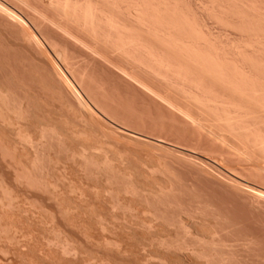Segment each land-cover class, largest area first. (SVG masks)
Wrapping results in <instances>:
<instances>
[{
  "label": "rangeland",
  "instance_id": "374dc122",
  "mask_svg": "<svg viewBox=\"0 0 264 264\" xmlns=\"http://www.w3.org/2000/svg\"><path fill=\"white\" fill-rule=\"evenodd\" d=\"M90 1L132 30L146 26L124 16L122 0L118 11ZM146 2L147 31L160 32L136 31L146 51L134 61L104 26L91 31L50 0H0V264H264V151L194 102L197 85L151 68L166 50L165 63L196 71L201 47L229 76L264 84V0ZM58 53L90 108L56 70ZM201 76L205 96L216 85L214 99L244 105Z\"/></svg>",
  "mask_w": 264,
  "mask_h": 264
},
{
  "label": "bare ground",
  "instance_id": "6f19581e",
  "mask_svg": "<svg viewBox=\"0 0 264 264\" xmlns=\"http://www.w3.org/2000/svg\"><path fill=\"white\" fill-rule=\"evenodd\" d=\"M61 1V0H60ZM83 1V0H82ZM81 0H62V2H59V0H57V1H54V0H50V3H51V5H53L55 8H58V10H60L66 17H69V18H71V19H73L74 21H76L77 23H81L82 22V24L84 25V26H86L87 28H90L91 29V31L92 30H99L102 26H104L106 29H107V33H105V35L107 36L108 35V39H109V37L111 38V39H114V43H111L110 41V43L113 45V44H115V46H116V49L118 50V51H120V52H122L123 53V55L125 54V55H127L126 57H130V59H136V56L137 55H133V54H136V52H140L141 54H144V52L146 51V48H145V42H146V38H144L143 36H139L140 34H138L137 32H141V34L142 35H145L146 34V31L149 29V27H146L147 26V24H145V23H148L149 22V18L151 19V17H149V15H147L146 13H148L149 12V8L150 7H152V6H150V5H148V3L146 4L145 3V0H135V3H133L132 5L134 6V5H136V7L135 8H133V6L131 5V1L132 2H134V0H122V3H123V1L125 2V3H121V1H119L118 3L120 4V6H121V4L123 5V6H126V5H128L127 6V9H126V14L124 15L125 17H126V15H127V17H128V19H129V17L131 18L130 20H135L136 21V24H137V26H138V24H139V26H141V29H142V27L143 26H145L146 27V30H144V28L142 29V31L144 32L145 31V34H143L142 33V31H137L138 29H136V30H132V29H130V27H128V23H126V25H127V27L125 26V24L123 23V21L122 20H120L119 18H113L114 16L115 17H117L115 14H114V16H113V12L111 13L112 15L111 16H113V17H111L109 14H110V12L107 14V12L108 11H106V13L103 11V9H106V7L104 8V6H100V7H102V8H100L98 5H96V4H93L92 3V1H90V0H85V1H83L82 2ZM137 1V2H136ZM143 1H144V3H145V6H144V4H143ZM152 1V0H151ZM105 2H107V1H103V3H105ZM117 2V0H113V3L111 2V5H110V3L108 2L106 5H110V8H112L113 9V11L115 10H117L118 11V6H119V4H117L116 3ZM149 2V1H148ZM127 3V4H126ZM138 3V4H137ZM164 3V2H163ZM114 4H116V5H118L117 7H116V5H114ZM125 4V5H124ZM105 5V6H106ZM115 6V7H111V6ZM131 5V6H130ZM150 6L149 8H148V6ZM160 6H158V7H155V6H153L154 8H156L155 9V14L157 13V12H159L160 14L161 13H163L162 11H164V10H162V9H159L160 7H161V5L162 4H159ZM174 5V4H173ZM146 7V9H144ZM108 8H109V6H108ZM124 9H125V7H124ZM159 9V10H158ZM120 10V9H119ZM152 10V9H151ZM162 10V11H161ZM144 11H146V13H144ZM148 11V12H147ZM161 11V12H160ZM115 13V12H114ZM120 15H122L121 14V12L119 11L118 12ZM152 13V12H151ZM159 13H157L156 15L154 14V18H156V16L157 17H159L160 18V16H158L159 15ZM107 14V15H106ZM148 16V18L146 17V15ZM149 14V13H148ZM163 15V14H162ZM161 15V16H162ZM187 17V16H186ZM161 18H163V17H161ZM161 18L159 19V21H158V18L157 19H155L156 20V22L158 21L159 22V24H161V22H160V20H161ZM190 18V17H189ZM117 19V21H119V22H117V21H115ZM148 19V22H146V20ZM193 20H191V22H192ZM121 22H122V24H121ZM156 22H153V24H156ZM132 23V22H131ZM130 23V24H131ZM133 23H134V21H133ZM124 24V25H123ZM132 25V24H131ZM148 25H149V23H148ZM158 25V24H157ZM156 25V26H157ZM154 26V25H153ZM155 26V27H156ZM155 27H153V28H155ZM160 27V26H159ZM131 28H133V26L131 27ZM134 28H136V27H134ZM139 28V30H140V27H138ZM148 28V29H147ZM152 27L150 28V32L149 31H147V34H148V36H150L149 35V33L151 34V32H153V31H151L152 29H153ZM161 28V27H160ZM132 30V31H131ZM154 30V29H153ZM158 30V32H160L159 31V29H157ZM157 30H156V28H155V31L157 32ZM137 31V32H136ZM201 31V30H200ZM149 32V33H148ZM158 32H157V35L156 36H158ZM196 32V31H195ZM155 33V32H154ZM154 33H152V34H154ZM197 33V32H196ZM138 34V35H137ZM163 34H165V33H163ZM169 34V33H168ZM138 36V38L141 40V38L143 37L144 38V40L142 39L141 41H144V42H139L140 40H137V36ZM105 36V37H106ZM154 36V35H153ZM162 36V37H161ZM171 36V35H170ZM146 37V36H145ZM159 37H161V39H159L158 40V43L161 45V43H162V45H161V47L163 46L164 48H162V49H166L167 47H169L170 46V44H169V46H167V44H165L167 41H165L164 40V42H163V35H161V33H159ZM173 37H175V36H173ZM107 38V37H106ZM154 38L156 39V37L154 36ZM153 37H152V39H154ZM190 38V37H189ZM201 38H202V36H201ZM165 39V38H164ZM166 39H169V38H166ZM174 39V38H173ZM173 39H171V41L173 40ZM177 39V38H176ZM208 40H209V38H208ZM35 41L37 42V44L39 45L40 43H39V41L38 40H36L35 39ZM111 41H113V40H111ZM175 41V40H174ZM177 41H178V39H177ZM182 41V40H181ZM161 42V43H160ZM170 42V41H169ZM187 42V41H186ZM209 42V41H208ZM151 43V42H150ZM172 43H173V41H172ZM177 43V42H176ZM176 43H174V45H176ZM185 43V42H184ZM207 43V42H206ZM213 43V42H212ZM177 44H180V41H179V43H177ZM186 44V43H185ZM185 44H183L182 45V42H181V45L182 46H184L185 47ZM173 45V46H174ZM180 45V46H181ZM249 45V44H248ZM252 45V44H251ZM115 46H113V47H115ZM171 46H172V44H171ZM247 46V45H246ZM160 47V46H159ZM176 47V46H175ZM184 47H180L181 49H183ZM206 47V46H205ZM251 47V46H250ZM253 47V46H252ZM170 48V47H169ZM169 48H167V49H169ZM177 48H179L178 46H177ZM200 48V50L199 51H201L202 50V48L201 47H199ZM192 49V48H191ZM239 49V48H238ZM254 49V48H253ZM258 49H259V47H258ZM170 50V49H169ZM172 50H173V48H172ZM176 50H178V49H176ZM193 50V49H192ZM208 50V49H207ZM220 50V49H219ZM225 50V49H224ZM241 50V49H240ZM162 51V50H161ZM160 51V53H159V55L158 54H156V53H154V52H152L151 51V53H150V57L153 55V53L155 54V56L156 55H158L159 57H151L152 58V61H153V64L151 65V63H149L150 65H151V68H152V66H154L155 65V67L157 68V69H159V71H158V73L157 74H159V72H160V70H161V73H162V71H164L163 73L165 74L166 73V71H168V72H170L171 74L170 75H174V77L176 76V78L177 77H179V78H177V79H180L181 81L183 80V82H184V84H187V85H189V86H191V85H193L192 87H194V84L195 85H197L196 87H198L197 88V90H196V87H195V91H196V93L195 94H192L191 92H190V94H189V92L188 93H186V95L185 96H188V98H192V96L193 95H195L196 96V94H197V92H198V90L200 89V91L202 92V90H203V93H201V92H198V93H200V94H197V95H201V94H205L204 92H206V88L204 87V85L202 84L203 82H205L206 80L205 79H203V78H205L206 76V78H210L209 80H213V84H212V86L214 85V83L216 84V82H217V85H219V83H220V85L222 84V86L221 87H223V88H228V89H230V92H233V94L235 93V94H237L238 96H240V98H243V100L245 99L248 103V105L246 106L245 105V103H246V101L244 102V105L246 106H244L243 104H238V103H232V102H234V101H226V100H224V98L223 97H221L220 99H219V97H217L218 99H214L216 96H215V94L216 93H213L212 91H211V89H213L215 86H213V87H211V89H210V85L208 86L209 88L208 89H210L209 91H207V92H210V93H208L207 94V96H203V98H201L202 97V95L198 98L197 96L196 97H193L194 98V102H198V104H202L201 106L203 107V105H208V106H206V107H210V108H208V109H210V110H215L216 112H218V113H220V111L222 112V115H220V119L222 120V123H225L226 125H228L229 127H231V128H238L239 129V131H244V132H246L245 134L247 135V137L248 138H251L250 140L252 141V139H253V141H252V143H254V145H256L261 151H264V135H262L263 137L262 138H260L261 136V134L256 130V129H258V127L256 126V124H259V123H261V125H264V89H262L263 87H261V89H260V87L258 88V87H255L256 85H258V83H260V82H258L255 86L253 85V84H251V82H250V79L248 78V77H250V76H247L244 72H243V70H242V72L243 73H241V72H237V73H235L236 71H237V69L236 68H238V66L237 67H235V69L233 68V67H230L231 69H234V70H229V73H230V71H234L233 73H235V74H233V76H229V74H226V73H228L224 68H226V67H224L223 68V66L224 65H219L218 63H217V59L219 58V59H221L220 57H218L217 59H214L213 57H210V56H208L206 59H205V57L207 56L206 54H205V52H202L204 55H206V56H203L204 58H201V56H202V54L201 53H199V51H198V48L196 49V51H195V48H194V51H195V53H194V51H192L191 53H192V58H193V56H195L196 54L198 55V53H199V55L197 56L196 55V58L197 57H199V58H197L196 59V63H198V62H200L201 64H199V66L201 65L202 66V63H204L206 66H207V69H206V71H205V73H204V68L203 67H206L205 65H203L201 68H203V69H201L199 66H198V64H196L197 66H196V69L198 68L199 69V71H197L196 69V71L197 72H199L200 73V71L202 72V73H200L201 75L203 74L205 77H203L202 79L203 80H201V79H199V78H201L202 76L201 75H194V74H196L197 72L196 71H192L191 69V74H193L192 72H195L193 75L195 76H192L191 74H190V70H188V68L186 67V68H184V67H182V69H183V71H182V69H177V65H179L178 63H177V65H176V63H174V65H176V69L174 68L173 69V67H175L174 65H172L173 63H171L170 65L169 64H167V63H165V61L162 59V56L164 55L162 52H165L166 53V50H164V51H162L161 52ZM182 51V50H181ZM180 51V52H181ZM203 51H205V50H203ZM173 52H175V51H173ZM190 52V51H189ZM198 52V53H197ZM208 51H206V53H207ZM209 54H210V52H208ZM163 54V55H162ZM193 54H195V55H193ZM215 54V53H214ZM167 55V54H166ZM189 55V54H188ZM188 55H187V57H188ZM210 55H212V54H210ZM57 56H58V60L60 61V63L62 64H64L63 66L62 65H59V64H57V63H55V68H56V70L58 71V73L60 74V76L62 77V80L65 82V84L70 88V90H71V92L75 95V97L78 99V101L80 102V104L82 105V106H84V107H86V108H90V101H89V99H88V97L87 96H89V95H87V93L85 92V90L83 89V87H82V83L81 82H77V79H75V76L72 74V73H70L72 76L70 77L69 76V74L65 71L66 70V68H65V66H66V59H65V57H64V55L63 54H61V53H58L57 54ZM146 56V55H145ZM190 56H191V54H190ZM215 58H216V56L215 55H213ZM243 56V55H242ZM249 56V55H248ZM138 57V56H137ZM148 57H149V54H148ZM149 57V59H151ZM210 57V58H209ZM247 57V56H246ZM163 58H165V55L163 56ZM186 58V57H185ZM189 58V57H188ZM195 58V57H194ZM200 58H201V61H199L200 60ZM209 58V59H208ZM214 59V60H213ZM252 59V58H251ZM250 59V60H251ZM187 60V59H186ZM186 60H185V63H187L186 62ZM189 60H190V58H189ZM194 60V61H193ZM217 60V61H216ZM135 61V60H134ZM256 61V60H255ZM143 62V61H142ZM182 62V61H181ZM180 62V63H181ZM190 62V61H189ZM192 62H195V59H191V63H188V65H192ZM225 62V61H224ZM141 64V63H140ZM144 66H145V64H146V66H147V63H142ZM195 63H193V65H194ZM221 64H223V62L221 63ZM226 64V63H225ZM232 64V63H231ZM257 64V63H256ZM173 67H172V66ZM187 65V66H188ZM228 65V64H227ZM230 65V64H229ZM240 65V64H239ZM233 66H236V65H233ZM242 67H243V65H241ZM246 66V65H245ZM189 67V66H188ZM194 67H195V65H194ZM193 67V68H194ZM190 68H192V67H190ZM224 70H223V69ZM228 68H229V66H228ZM154 68H152V70H153ZM238 69H240V68H238ZM166 70V71H165ZM184 70H185V74L183 73L184 72ZM186 70H188L189 71V74H187L186 73ZM240 70V71H241ZM239 71V70H238ZM154 72V71H153ZM226 72V73H225ZM162 73V74H163ZM241 73V74H240ZM198 74V73H197ZM188 75H189V77H188ZM191 75V76H190ZM230 75H232V73L230 74ZM249 75V74H248ZM160 76V75H159ZM158 76V77H159ZM165 76V75H164ZM191 77H194L195 79V81H193V78H192V80L190 81V80H188V78H190L191 79ZM254 77V76H253ZM252 77V78H253ZM183 78H187L186 80H188V83L186 82L185 83V79H183ZM196 78H198V80L196 79ZM251 78V79H252ZM258 78V77H257ZM249 79V80H248ZM255 79V78H254ZM254 79H252V81L254 80ZM260 79V78H259ZM185 80V81H184ZM200 80L202 81V82H200ZM215 81V82H214ZM257 82V80L255 79L253 82ZM190 82L191 83H194V84H191L190 85ZM210 82V81H209ZM169 83V82H168ZM203 85V87H202V85ZM262 84H263V82H261ZM198 84H200V86L198 85ZM205 84V83H204ZM171 85V84H170ZM173 85V84H172ZM264 85V84H263ZM182 86V85H181ZM207 86V85H206ZM178 87H180V86H178ZM184 88V87H183ZM187 88V87H186ZM194 89V88H193ZM205 89V90H204ZM207 89V90H208ZM228 89H226V90H228ZM179 90V89H178ZM190 91H192V90H190ZM214 91V90H213ZM229 91V90H228ZM187 92V91H186ZM211 93H213V97L211 96H208L209 94H211ZM182 94H183V92H182ZM185 94V93H184ZM191 94H192V96H191ZM189 95L191 96V97H189ZM212 95V94H211ZM184 96V97H185ZM89 98H91V97H89ZM234 98V97H233ZM239 98V100L241 101L242 99H240ZM219 100V101H218ZM221 100V101H220ZM242 100V101H243ZM203 101H205V102H207V103H205V102H203ZM203 102V103H202ZM205 103V104H204ZM241 103H243V102H241ZM197 104V105H198ZM249 104H251V106H253L252 108L254 109V108H259V110L263 113V116L261 115L262 113L261 112H259V110L258 109H254V111L257 113V114H255L254 115V111L252 110V108H251V106L249 105ZM242 105V106H241ZM249 106H250V108L251 109H249ZM254 106H256V107H254ZM206 107H203V108H206ZM229 109H231V111L229 110ZM232 109H233V111H232ZM206 110H207V108H206ZM252 110V111H251ZM257 110V111H256ZM92 112V111H91ZM259 113H261L260 115H259ZM258 115V116H257ZM215 116H217V115H215ZM214 116V117H215ZM260 116V118H261V116L263 117V119H260V120H258V117ZM219 118V117H218ZM221 123V124H222ZM263 123V124H262ZM260 125V124H259ZM257 127L255 130L256 131H254V129L252 128V127ZM254 127V128H255ZM262 127V126H261ZM264 127V126H263ZM260 128V127H259ZM236 130V129H235ZM243 132V133H244ZM258 134H260L259 136H257ZM242 139V138H241ZM251 145V144H250ZM257 148V149H258ZM84 151V150H83ZM85 152V151H84ZM66 248V247H65ZM68 249V248H67ZM64 252V251H63ZM65 254V253H64Z\"/></svg>",
  "mask_w": 264,
  "mask_h": 264
}]
</instances>
